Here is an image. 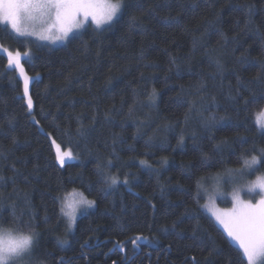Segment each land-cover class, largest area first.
<instances>
[{
	"label": "trees",
	"instance_id": "obj_1",
	"mask_svg": "<svg viewBox=\"0 0 264 264\" xmlns=\"http://www.w3.org/2000/svg\"><path fill=\"white\" fill-rule=\"evenodd\" d=\"M124 4L111 26L89 24L61 47L0 24V43L30 49L23 64L39 76L30 112L0 53V225L35 226L23 264H241V250L190 197L199 177L264 148L254 123L264 106V0ZM53 140L73 154L62 167ZM109 160L120 183L101 191L97 165ZM73 190L95 201L74 230L60 211ZM137 236L147 238L139 254Z\"/></svg>",
	"mask_w": 264,
	"mask_h": 264
},
{
	"label": "snow or ice",
	"instance_id": "obj_2",
	"mask_svg": "<svg viewBox=\"0 0 264 264\" xmlns=\"http://www.w3.org/2000/svg\"><path fill=\"white\" fill-rule=\"evenodd\" d=\"M124 7V0H116L115 3L112 0H0V19L10 21L15 33L24 37L29 35V33L23 31L19 26L18 22L21 16L27 15L31 17L33 10L40 11L48 18L46 31H58L59 35H56L55 39L64 40L73 29L83 27L89 18H91L97 28L105 24L110 25L113 19L122 13ZM0 52L6 53L10 66L14 65L20 70L24 77V92L27 95L29 77L24 73L20 51L13 52L7 48H2ZM24 58L26 62L27 52H25ZM153 96H155V90H153ZM27 103L29 110H31V97L28 98ZM247 103L248 101H245V104ZM254 123L257 125L258 131L264 132V108H261L256 114ZM78 132L80 135H84L79 129ZM52 144L56 148V159L61 167L64 166L66 160L71 161L74 159L70 149L62 151L61 145L57 144L55 140L52 141ZM217 148H219V145H217ZM253 151L257 154L251 155L250 159L244 155L238 158V162L242 161L241 168L226 169L224 176L220 174L212 176L217 190L222 182L231 185L234 189L232 198L235 201V205L233 207L221 211L213 206L210 211L215 219L227 230L228 236L238 242L239 247L243 250L242 254L238 253L241 264H245V258L249 264H254L257 257H264V172L261 171L264 169V148L253 149ZM210 159L206 154H202L205 166ZM145 163V161H141V164ZM111 165V160L103 168L97 165L99 182L106 186L101 188V191H106L108 188H113L120 183L116 176H112L106 171V168H110ZM252 175H256L255 181L249 180ZM127 182V179L123 181L125 184ZM195 188V194L191 195L190 198L199 207H207L206 205H200L202 194L207 192L203 176L196 180ZM256 189H259V192ZM241 191L247 192V199H241ZM60 201V211L63 216L68 217L69 229L76 223V205L81 204L91 207L95 203V201L88 200L82 194L71 201H67V197H61ZM253 201L257 202L254 203ZM66 209L71 210L68 211ZM13 215L15 217V213ZM38 236L39 233L36 232L35 226L32 225L29 227L27 236L22 237L19 241H13L9 247H5L3 241L0 240V264H3L5 260L9 261L10 264H23L25 257L30 255L34 241ZM146 239L145 237L137 236L132 241V244L138 246V241ZM59 243L63 245L67 241H59ZM116 247H122V245L117 243Z\"/></svg>",
	"mask_w": 264,
	"mask_h": 264
},
{
	"label": "rangeland",
	"instance_id": "obj_3",
	"mask_svg": "<svg viewBox=\"0 0 264 264\" xmlns=\"http://www.w3.org/2000/svg\"><path fill=\"white\" fill-rule=\"evenodd\" d=\"M112 2L115 3L116 0H114V1L112 0ZM120 15H121V13L113 19V21L111 22L110 25L109 24L102 25L99 29H103L104 27L111 26L114 23V21H116L120 17ZM18 23H19V26L21 27V29L23 31H25L26 33H29V35L24 36V37L17 35L15 33V30L12 29L10 21H5L3 19H0L1 25L9 27V29L11 31H13L20 38H22L26 41L36 42L38 44L39 43H42L45 45L47 44L49 46L51 45L54 47H61V45H66L70 41L72 36L81 33L85 29V27H87L89 24L96 27L95 23L91 20V18H89L88 21L86 23H84L83 27H81L79 29H73V31L71 33H69V35L66 39L57 40V39H55V36L59 35V32L55 31V30L53 32L46 31V28L48 26V18L45 15H43L40 11L33 10L31 17H29L27 15H22ZM41 37H44V38H41ZM2 48H7L9 51H13V52L18 50V49L12 50L10 47L4 46L2 43H0V49H2ZM18 51H20V53H21V57H22L21 64L23 66L24 73L29 77L28 93L26 95L25 92H23V96L26 98V103H27L29 97H31V100H32V96L30 95V90H31V86H32L31 83L33 80L39 78V76H33V75L28 74L25 70V65L23 64V60H25V58H24L25 52H27V58L26 59L31 58L33 56V52L30 49H28L26 51H21V50H18ZM0 53L4 54L6 56V53H2V52H0ZM10 68L16 70L17 75L20 76L22 83H23V86H24V77L21 74L20 70L18 68H16L14 65L10 66ZM27 107H28V103H27ZM262 108H264V106ZM33 109H34V107H33V100H32V108H31L30 112L33 111ZM241 167L242 166H239V167H236L234 169H239ZM220 175L224 176V173H221ZM257 175H259V174H257ZM256 178H257L256 175H252L249 177V180L255 181ZM225 179H226V177H225ZM204 184H205V187L207 188V192L204 193V198L206 200L204 201L203 205H206L207 207H203V208L210 214V216H212L214 218V220H216L215 217L211 214L210 209L214 206L216 209L223 211V210H226V209L233 207L235 205V201L232 198V192L234 189L231 185L222 182L219 189L217 190V188L214 185V181L212 180V178H209V180H206ZM256 191L259 192V189H256ZM80 194H82L84 197H86L85 194L82 193L80 190L70 191L67 193V195L65 197H67V201H71L73 199H77ZM247 195L248 194L246 191L240 192L241 199H247ZM88 200H92V199L89 198ZM253 202L255 203L257 201H253ZM94 206H95V203L91 207H88L87 205L77 204L76 205V213H75L76 214V221L81 214H84V213L90 211V209L94 208ZM66 210L70 211L71 209H66ZM65 217L68 221V217L67 216H65ZM216 222L219 225V227L222 229V231H225V233L228 236L227 230L224 228V226L222 224H220L219 221L216 220ZM68 227H69V225H68ZM74 228H75V224L71 227V229L74 230ZM228 238L233 244H235L241 250V252H243V250L239 247L238 242L234 241L230 236H228ZM29 257H30V255H27L24 260L28 259ZM263 263H264V257H257L254 261V264H263Z\"/></svg>",
	"mask_w": 264,
	"mask_h": 264
},
{
	"label": "clouds",
	"instance_id": "obj_4",
	"mask_svg": "<svg viewBox=\"0 0 264 264\" xmlns=\"http://www.w3.org/2000/svg\"><path fill=\"white\" fill-rule=\"evenodd\" d=\"M26 232H18L15 229L0 225V240L5 247L12 245L13 241H19L22 237L27 236ZM3 264H10L9 261H3Z\"/></svg>",
	"mask_w": 264,
	"mask_h": 264
},
{
	"label": "flooded vegetation",
	"instance_id": "obj_5",
	"mask_svg": "<svg viewBox=\"0 0 264 264\" xmlns=\"http://www.w3.org/2000/svg\"><path fill=\"white\" fill-rule=\"evenodd\" d=\"M138 243V246H136V245H134L135 246V251H137L138 253H136V254H139L141 251H145L144 249H145V247H140L139 245H141L139 242H137ZM126 252H128L127 250H126ZM124 253L123 255H124V259L123 260H125V259H127V258H130V257H128L129 256V253L127 254V253ZM147 254H148V256H150V258H152L153 256L151 255V252H149V250L147 251Z\"/></svg>",
	"mask_w": 264,
	"mask_h": 264
}]
</instances>
